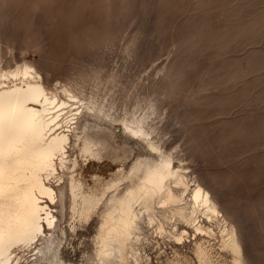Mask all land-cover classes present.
Wrapping results in <instances>:
<instances>
[{"label":"rangeland","instance_id":"374dc122","mask_svg":"<svg viewBox=\"0 0 264 264\" xmlns=\"http://www.w3.org/2000/svg\"><path fill=\"white\" fill-rule=\"evenodd\" d=\"M26 65L62 98L102 107L109 121L94 132L127 166L171 155L210 190L237 243L221 251L214 224L208 263L264 264V0H0V80L19 82L10 71ZM137 105L156 152L125 130ZM98 224L64 241L70 259L95 249ZM144 229L141 264H207L193 242ZM33 250L18 264H33Z\"/></svg>","mask_w":264,"mask_h":264},{"label":"bare ground","instance_id":"6f19581e","mask_svg":"<svg viewBox=\"0 0 264 264\" xmlns=\"http://www.w3.org/2000/svg\"><path fill=\"white\" fill-rule=\"evenodd\" d=\"M10 75L20 81L0 80V264H18V251L33 245V264H141L146 225L177 246L193 242L207 264L214 224L221 225L220 250L235 249V230L221 224L210 190L171 155L151 154L127 166L110 139L94 132L109 121L102 107L71 90L62 98L32 66ZM141 109L125 118V130L156 152L147 117L137 116ZM67 215L76 222L70 230L62 225ZM95 216V249L70 259L64 241Z\"/></svg>","mask_w":264,"mask_h":264}]
</instances>
